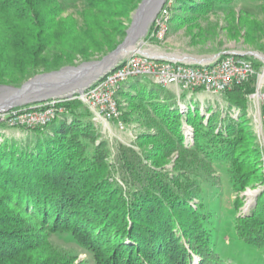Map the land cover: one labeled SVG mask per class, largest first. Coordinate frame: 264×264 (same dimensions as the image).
Returning a JSON list of instances; mask_svg holds the SVG:
<instances>
[{
	"label": "trees",
	"instance_id": "trees-1",
	"mask_svg": "<svg viewBox=\"0 0 264 264\" xmlns=\"http://www.w3.org/2000/svg\"><path fill=\"white\" fill-rule=\"evenodd\" d=\"M139 1L84 0L75 17L63 15L62 0H0V84L22 83L38 68L58 69L76 55L87 58L113 50ZM209 1L214 8L226 0H175L171 21L181 17L180 11L203 10L201 5ZM127 84L130 90L123 85L118 91L127 102L125 121L137 112L133 120L141 118L155 127L153 134L147 131L138 137L141 153L120 143L116 161L110 163L107 139L89 117L76 111L82 106L77 99L63 100L69 115L34 128L24 144L0 147V264H33L39 257L34 221L44 222L46 232L71 235L93 254L96 264H191L194 254L199 264H223L210 245L208 216L199 201H192L199 198L204 178L214 173L215 162H227L238 189L249 182L241 174L238 153L242 141L251 139L247 119L233 120L228 114L221 118L211 108L205 117L194 102L180 111L168 89L138 80ZM255 87L253 76L224 92L227 106L244 110V95ZM118 105L122 108L119 100ZM183 121L193 127L190 147L184 146ZM252 152L259 154L257 148ZM173 154L169 171L164 166ZM118 170L123 185L111 179ZM82 214L91 227L112 231L101 230L108 237L103 244H112L110 249L100 245L105 237L89 231ZM262 215L236 219L238 237L264 247ZM128 237L134 244L124 246Z\"/></svg>",
	"mask_w": 264,
	"mask_h": 264
},
{
	"label": "rangeland",
	"instance_id": "rangeland-1",
	"mask_svg": "<svg viewBox=\"0 0 264 264\" xmlns=\"http://www.w3.org/2000/svg\"><path fill=\"white\" fill-rule=\"evenodd\" d=\"M62 1L66 8L63 15L72 14L75 17L77 16V10L82 7L84 2V0ZM141 1L142 0L138 2L135 9L130 13L129 19L126 21V31L130 27L135 11ZM174 2L175 0H164L162 5L158 7L149 25L146 28L137 30V32H139L136 34L133 41L134 45L141 50H157L168 55L191 58L192 60L195 59V61L215 57L218 54L221 55L233 52L248 57L253 62L257 71L264 69V0H226L219 5H213L214 8L210 7V1L208 3L204 2L200 8L203 10H199L197 13L185 10L180 11L181 17L175 21H171L172 14L176 12L174 9ZM161 13L167 17L166 33L161 40L149 38V33L153 28V22ZM126 36L127 33L125 32L120 43L123 42ZM113 50L100 53L95 52L87 58H84L82 55H76L74 58H71L69 63L63 64L58 69L67 66L78 67L81 64L95 61L100 62ZM132 52L133 51L118 57L98 74H101L108 68H113L119 60L126 58ZM52 70L45 71L40 67L35 74L30 75L28 78ZM132 80H138L140 83L145 81L151 82L146 76L135 77L128 82ZM8 84L18 86L20 83L8 82ZM85 86L86 84L79 86L75 85V88L72 87L71 89V87H69V89L77 93L81 90V87ZM263 86L264 85H262V87ZM124 88L130 90L129 84L125 83ZM69 89H60L64 90L60 91V93L64 94L65 91H69ZM199 93L203 96L202 99H197L195 97L189 98L188 101L182 99L185 100L186 104L182 106V108L185 106L187 108L189 102H194L198 104L201 115L205 117L209 116L207 108H211L217 110L221 118H224L225 115L228 114L233 120L243 121L247 119L245 123L251 132V134H247V137H251V139L246 143L242 141V147L239 149L238 153H241L239 157L241 156V162L243 163L241 174L245 175L244 179H248L249 182H247L242 189H238L231 181L227 162H215L212 165L214 173L209 177H205L201 182L200 196L197 200L192 201V204L195 205L197 201L202 204L200 210L208 216L205 225L206 228L209 229L212 237L211 239L213 240L210 245L212 249L217 252L223 264H264V247H257L246 243L238 237L235 230L236 219L244 220L259 212H262V216L264 217V128L259 130L262 126V122L264 124V100L254 101L250 98L251 92H249L244 95L245 107L244 110H241L237 106L228 107L223 95L216 96L203 91ZM183 95L184 94H182V98L184 97ZM174 96L179 110H186L185 108L180 109L175 93ZM116 97L117 102L118 100L121 102L122 108L119 107L121 119L127 126L128 131L124 133L120 132L111 125L113 128V136L115 137L111 140L107 137L105 138L110 148V163L116 161L117 148L120 143L127 147L136 148L135 150L141 153L143 150L138 144L139 142L137 143L138 137L147 131L152 134L155 132V127L144 124L141 118L133 120V117H137V112L132 114V119H130V121H125L124 112L128 109L126 108L127 102L120 94H117ZM56 98L63 101L66 100L67 97L58 96ZM62 101L58 104L61 105ZM134 102L138 103V100ZM76 111L85 114L84 116H86V118H90V115L83 105L79 106ZM243 111L245 115L242 114ZM68 112L67 110V114ZM58 121L59 118L55 120V123ZM182 128L184 133V146L190 147L193 144V127L183 121ZM32 130H34V128H28L23 125L10 126L3 123V121L0 122V147L9 149L12 144H24L27 136H30ZM242 134L245 136V132ZM100 139L95 141L96 146L100 145ZM243 145L245 147H243ZM147 147H150V143H148ZM254 148L258 150L259 154L255 152L258 158L253 155L254 153L252 150H254ZM246 151L248 153L243 156L242 153ZM175 156L176 154H173L171 156V162H167L164 166L169 171L173 166L172 164L174 163ZM197 170L200 172L203 171L200 167H197ZM258 174L260 176L256 179ZM111 179H115L119 184L123 185V175L120 170L114 172ZM8 203L10 204V208H12V201ZM81 217L83 218L81 220L88 223L87 226L92 233L94 232L97 235L100 234L103 236L101 230H103L104 233L112 232L110 230L107 231V228H103L99 231V229H95L93 226L91 227L90 219H85V215L82 214ZM34 223L35 224H32V229H35V232H37L36 245L39 247V252L37 253L39 257H36L33 264H47L51 260L56 261V264H96L93 254L85 247L80 246L71 235L67 233L52 234L50 231L46 232V229L43 230V227H46L44 222L40 223L34 221ZM79 234L83 235L81 232H79ZM103 237L105 238L101 239L100 245H103L105 249L107 247L108 250L112 244H103V241L108 238L107 236ZM115 239L117 240H115V243L117 242L118 245V238ZM123 244L124 246H130L134 244V241L128 237L123 240ZM100 255L103 259L106 257L105 253ZM199 261V257L194 254L191 264H199Z\"/></svg>",
	"mask_w": 264,
	"mask_h": 264
},
{
	"label": "built area",
	"instance_id": "built-area-1",
	"mask_svg": "<svg viewBox=\"0 0 264 264\" xmlns=\"http://www.w3.org/2000/svg\"><path fill=\"white\" fill-rule=\"evenodd\" d=\"M167 22V17L159 14L153 22L149 38L163 39ZM143 76L148 77L156 85L172 89L180 109L186 105L185 100L181 99L185 92L192 94L195 93L194 90L200 89L212 95H223L224 92L245 83L253 76L256 77V87L250 93V98L254 101L264 100V91L261 88L264 85V69L257 71L253 62L242 54L228 52L190 63L141 51L132 52L119 60L113 68L97 76L66 100H79L101 136L111 140L115 137L113 128L123 133L128 131L121 119L116 97L118 91L130 79ZM60 101L62 100L53 98L25 107L11 108L0 113V122L3 121L10 126L43 127L57 118L69 115L67 110L58 104ZM263 128L262 122L259 130Z\"/></svg>",
	"mask_w": 264,
	"mask_h": 264
},
{
	"label": "water",
	"instance_id": "water-1",
	"mask_svg": "<svg viewBox=\"0 0 264 264\" xmlns=\"http://www.w3.org/2000/svg\"><path fill=\"white\" fill-rule=\"evenodd\" d=\"M163 2L164 0H160L158 3V7H160V5H162ZM147 3L148 0H142L141 3L138 5L135 14L133 16L132 23L126 31L127 33L126 38L109 55L116 52L126 42L129 33H131V31L135 29V27L138 25V24L136 25V23L139 22V14L144 12ZM156 12L157 10L155 11L153 16H155ZM109 55L105 56L104 58L108 57ZM95 62H99V61H95ZM84 64H88V63H84ZM75 68L77 67L67 66L65 68H60L58 70H52L50 72L36 74L30 78H27L18 86L10 85V84H0V113L6 112L7 110L13 107H25L39 103L47 99H53L58 96L70 97L75 92L74 90H71L66 94H61L60 91H64L66 90V88H69L73 85H78V86L84 84L87 85L99 75L97 74L93 77L92 76L89 77L88 75L87 77V75H84L85 73L78 74L76 76L61 74L67 69L70 70ZM82 88L83 87H81V89ZM60 89H64V90H60ZM200 91L202 90L200 89L194 90V92H200Z\"/></svg>",
	"mask_w": 264,
	"mask_h": 264
},
{
	"label": "bare ground",
	"instance_id": "bare-ground-1",
	"mask_svg": "<svg viewBox=\"0 0 264 264\" xmlns=\"http://www.w3.org/2000/svg\"><path fill=\"white\" fill-rule=\"evenodd\" d=\"M159 1L160 0H148V3L146 4V9L144 10L143 13L139 14V22L136 23V25L137 24L138 25L135 27V29H133L131 31V33H129V35H128L127 39H126V42L116 52H114L113 54H111L108 57L104 58L100 62H92V63H88V64H82V65L78 66L75 69H70V70L67 69L66 71L62 72L61 74L62 75L66 74V75H69V76H76L78 74H84L85 73L84 75H87V77H88V75H89V77H91V76L93 77L96 74H98L100 71L104 70L111 62L116 60L118 57L123 56V55H125V54H127L128 52H131V51H133V52L141 51V52H144V53H155L157 55H162V56L174 58L173 57L174 55L164 54V53H162L160 51H157V50H154V51L153 50H148V49L147 50H141L136 45L133 44L135 36L139 32V31L137 32V30L138 29L140 30L142 28H146L149 25V22L151 21L155 11L157 10ZM107 70H105V71H107ZM104 72H102V73H104ZM74 86L75 85L71 86V89ZM71 89H69V91ZM69 91L67 90V91H65V93H67ZM184 108L185 107H183V109Z\"/></svg>",
	"mask_w": 264,
	"mask_h": 264
},
{
	"label": "crops",
	"instance_id": "crops-1",
	"mask_svg": "<svg viewBox=\"0 0 264 264\" xmlns=\"http://www.w3.org/2000/svg\"><path fill=\"white\" fill-rule=\"evenodd\" d=\"M174 58H172V57H170V59H176V60H178V61H187V62H190V63H192V62H195V59L194 60H192L191 58H181L180 56H179V58L177 57V56H173ZM197 61V60H196ZM262 89L264 90V86L262 87ZM169 90V89H168ZM169 91H171V90H169ZM172 92V91H171ZM173 93V92H172ZM174 94V93H173ZM184 95V99H189V98H193V97H195V98H197V99H202V97L203 96H201V93H199V92H196V93H187V92H185V93H183Z\"/></svg>",
	"mask_w": 264,
	"mask_h": 264
}]
</instances>
